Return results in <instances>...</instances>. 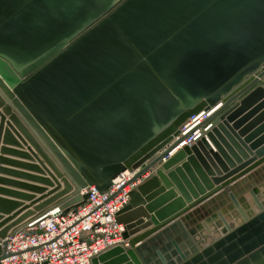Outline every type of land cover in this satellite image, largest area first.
<instances>
[{"label": "water", "instance_id": "obj_1", "mask_svg": "<svg viewBox=\"0 0 264 264\" xmlns=\"http://www.w3.org/2000/svg\"><path fill=\"white\" fill-rule=\"evenodd\" d=\"M0 109V133L28 152L9 154L30 162L1 172L36 184L0 191V264L28 221L158 165L119 214L123 242L92 264H264V125L251 133L264 119V0H0ZM214 109L202 139L165 162ZM204 212L223 237L202 247Z\"/></svg>", "mask_w": 264, "mask_h": 264}, {"label": "built area", "instance_id": "obj_2", "mask_svg": "<svg viewBox=\"0 0 264 264\" xmlns=\"http://www.w3.org/2000/svg\"><path fill=\"white\" fill-rule=\"evenodd\" d=\"M216 109L192 117L174 143L193 134L175 150L196 145L211 124L199 130L198 127ZM137 173L123 172L103 193L89 187L82 193L90 195L88 201L66 215L58 207L28 221L15 236L9 237L7 251L12 256L2 264H92L94 259L123 242L125 226L118 222V217L142 179L128 185Z\"/></svg>", "mask_w": 264, "mask_h": 264}, {"label": "crops", "instance_id": "obj_3", "mask_svg": "<svg viewBox=\"0 0 264 264\" xmlns=\"http://www.w3.org/2000/svg\"><path fill=\"white\" fill-rule=\"evenodd\" d=\"M222 107L219 106V108ZM217 108V109H219ZM254 109V108H253ZM248 111H251V110H248ZM247 112H245L243 114V116H241V118H239V120L242 119V117L246 116L247 115ZM0 113H4V110L0 109ZM263 113V112H262ZM261 113V114H262ZM261 114H258L256 115L254 118H252L247 125L253 123L254 121H256ZM237 120V121H239ZM231 127L233 126V124H230ZM264 125V119L260 122H257L254 127L252 128V132L253 133L254 131H257L260 127H262ZM5 129H7V126H4L2 132L0 133V191H12V192H22V193H27V192H23L22 190L20 189H17V188H14V187H11L9 185H7L5 183V181H18V182H23V183H28L30 185H36V184H33V183H30V182H27V181H23V180H20V179H17V178H14L12 176H9V175H6L5 173H2L1 171L2 170H8V171H23V170H20L18 168H14L12 166H9V164L7 163V161H17V162H21V163H30L28 161H25L21 158H17L16 156H12L9 154V150L10 151H26L27 150L24 148V150H21L19 148H15L14 146H11L12 144H14L15 141H18L19 143L22 144V146H24L25 142L23 143L21 141V139H19V137L17 136H11V137H8V140H7V137L5 136ZM242 131V129L240 130ZM240 131L239 130H236L235 133H233L234 137L239 140L240 142L241 141H245V138L244 137H241V139L238 137V135L240 134ZM264 136V131L263 132H260L258 134V136L256 138L253 139V142L254 141H258L259 139H261L262 137ZM25 141V140H23ZM241 145L244 146V144L241 142ZM248 147H251V144L250 143H247ZM245 147V146H244ZM214 151L217 152V150L213 147ZM180 151H182V149H177L173 152V154L171 155V157L167 158L166 160H164L165 162H167L169 159H171L172 157L176 156ZM28 153V152H27ZM162 154V153H160ZM159 154V155H160ZM159 167H161V165H158L156 168H154L153 170L149 171L147 174H145L142 179L139 181V183L137 184V187H139L144 181L147 180V178L152 174L154 173V171H156V169H158ZM141 171V170H139ZM25 172V171H24ZM28 173V172H27ZM38 187H43V186H40L37 184ZM49 190H51V188H49ZM262 191V190H261ZM0 197H4L2 195H0ZM39 197V196H38ZM262 200L264 201V198H262ZM225 201V200H223ZM253 204V203H252ZM250 204V210L248 212V214L250 216H254L255 214H257V209H256V206H254V204L252 205ZM231 208H234L233 206ZM209 211V210H208ZM224 215L226 216L227 220L231 223H235L236 226H238L240 223H241V217L238 215L237 217H234L232 216V213L229 212V213H224ZM201 219H202V223H201V229L198 230V233L201 234L202 236L204 235V240L203 238L201 239L200 236H197L198 240H200L201 242L204 241V243H201V246L202 247H205L206 245H208L209 243H211V239H220L223 237V235L221 234V224H220V218L218 217V215H215V213H213V216L212 215H207L205 212L202 213L200 215ZM203 223L206 224V226L203 225ZM215 225L219 226V230L216 231L217 229H215ZM192 226V225H190ZM144 231H142L141 233H143ZM210 236V237H209Z\"/></svg>", "mask_w": 264, "mask_h": 264}]
</instances>
